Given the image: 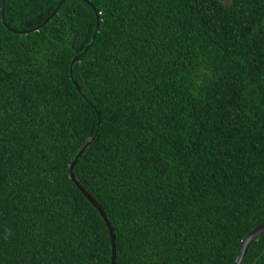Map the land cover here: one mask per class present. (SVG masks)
I'll use <instances>...</instances> for the list:
<instances>
[{
  "label": "trees",
  "instance_id": "16d2710c",
  "mask_svg": "<svg viewBox=\"0 0 264 264\" xmlns=\"http://www.w3.org/2000/svg\"><path fill=\"white\" fill-rule=\"evenodd\" d=\"M60 1L0 17V264H110L87 142L115 264H232L264 223V0H65L18 33Z\"/></svg>",
  "mask_w": 264,
  "mask_h": 264
},
{
  "label": "water",
  "instance_id": "95a60500",
  "mask_svg": "<svg viewBox=\"0 0 264 264\" xmlns=\"http://www.w3.org/2000/svg\"><path fill=\"white\" fill-rule=\"evenodd\" d=\"M65 0H61L57 6L55 7V9L52 11V13L40 24L38 25L36 28L31 29L30 31H25V32H18L21 34H27L29 32L32 31H37L42 25L46 24L58 11L59 7L61 6V4L64 2ZM90 4V3H89ZM91 5V4H90ZM94 10V8H93ZM95 11V10H94ZM4 0H1L0 2V17H1V21L4 24ZM98 26H99V21H98V15H96V23H95V29L94 32L89 40V42L87 43L86 47L84 48V50L82 51V53L78 56H76L72 62L77 61L79 59V57L85 53L87 51V49L90 47V45L92 44L97 32H98ZM71 72V69H70ZM75 85V88L78 92H80L79 87ZM84 97V96H83ZM97 119L98 122L97 124H99V114L97 112ZM98 126V125H97ZM97 131L94 134V137L96 136ZM92 140V139H91ZM89 144V142H87V144H85L83 146V148L77 153V155L74 157L73 161L71 162V164L69 165V178L70 180L74 183V185L79 189V191L83 194V196L91 203V205L97 210L99 216L103 219L107 229H108V233L110 236V244H111V255H110V264H115L116 263V248H115V237L112 233V227L111 224L106 216V213L104 212L103 208L93 199V197L75 180L74 178V174H73V167L74 165L77 163V160L79 158V156L83 153V151L85 150V147ZM264 232V223L259 225L258 227H256L255 229H253L250 233H248L244 239L241 241L240 247L237 251L236 254V258L234 260V262L232 264H240L243 256L246 252V248L247 245L249 244V242L253 239H255L256 237H258L259 235H261Z\"/></svg>",
  "mask_w": 264,
  "mask_h": 264
},
{
  "label": "rangeland",
  "instance_id": "374dc122",
  "mask_svg": "<svg viewBox=\"0 0 264 264\" xmlns=\"http://www.w3.org/2000/svg\"><path fill=\"white\" fill-rule=\"evenodd\" d=\"M221 1H223L224 3L228 2V0H221Z\"/></svg>",
  "mask_w": 264,
  "mask_h": 264
}]
</instances>
